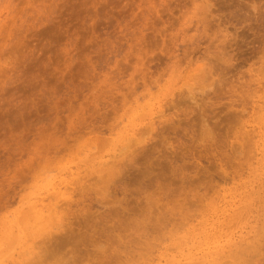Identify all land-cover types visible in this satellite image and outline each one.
<instances>
[{
    "label": "rangeland",
    "instance_id": "374dc122",
    "mask_svg": "<svg viewBox=\"0 0 264 264\" xmlns=\"http://www.w3.org/2000/svg\"><path fill=\"white\" fill-rule=\"evenodd\" d=\"M46 245L264 264V0H0V263Z\"/></svg>",
    "mask_w": 264,
    "mask_h": 264
},
{
    "label": "bare ground",
    "instance_id": "6f19581e",
    "mask_svg": "<svg viewBox=\"0 0 264 264\" xmlns=\"http://www.w3.org/2000/svg\"><path fill=\"white\" fill-rule=\"evenodd\" d=\"M216 211H215V213L217 214V212L219 211V210H217V209H219L218 207H217V209L216 208H214ZM220 211L221 212H223V213H225V209H220ZM57 212H55V215H59V213H57ZM214 213V212H213ZM37 213H36V218H37ZM57 215V216H58ZM66 217V216H65ZM50 218V217H49ZM57 218H62V217H60V216H58ZM40 218H38V220H39ZM55 220V219H54ZM64 220V219H63ZM67 221V220H66ZM61 222V221H60ZM62 223V222H61ZM66 226H67V224H66ZM72 226V225H71ZM66 228V227H65ZM68 229V228H67ZM64 230V229H63ZM69 230L70 231H72V227H70L69 226ZM65 231V230H64ZM81 232V231H80ZM22 239V238H21ZM36 247V246H35ZM34 247V248H35ZM45 248L47 247V249H45V248H42V256H40V255H38L37 257V260H34V258H33V260H32V257H33V255H35L34 253L32 254V252H27V253H25V255H21L20 257H19V259H18V261H17V259H16V261L13 259H11L12 260V264H37L38 262H39V260H40V262L42 261V258H44V259H46V258H48L49 256H53V255H55L56 254V252L58 251V249H59V245H57V246H55V248H53V245H52V247L50 246V248H49V246H44ZM185 247V246H184ZM33 248V247H32ZM177 248H179V247H177ZM182 248V247H181ZM185 248H187V246L185 247ZM45 249V250H44ZM190 249H192V248H190ZM40 250V249H39ZM177 250H179V249H177ZM188 250V249H187ZM28 251V250H27ZM43 251L45 252V253H43ZM60 251V250H59ZM58 251V252H59ZM181 253H182V251H181V249L179 250ZM25 252V251H24ZM57 252V253H58ZM178 252V251H177ZM179 252V253H180ZM189 253V252H188ZM38 254H40V253H38ZM183 255V254H182ZM206 256V255H205ZM208 256V255H207ZM35 258H36V256H34ZM63 259V258H62ZM34 261H36V262H34ZM2 262V261H1ZM4 262V261H3ZM177 264H179L178 262H176ZM0 264H6V263H0ZM174 264V263H173Z\"/></svg>",
    "mask_w": 264,
    "mask_h": 264
}]
</instances>
